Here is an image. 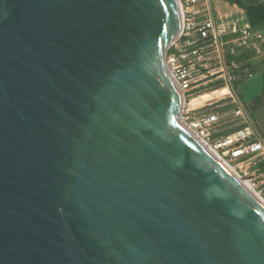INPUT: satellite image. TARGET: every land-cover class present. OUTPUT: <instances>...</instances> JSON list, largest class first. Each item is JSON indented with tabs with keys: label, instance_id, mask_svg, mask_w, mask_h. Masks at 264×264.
I'll return each mask as SVG.
<instances>
[{
	"label": "water",
	"instance_id": "obj_1",
	"mask_svg": "<svg viewBox=\"0 0 264 264\" xmlns=\"http://www.w3.org/2000/svg\"><path fill=\"white\" fill-rule=\"evenodd\" d=\"M178 0H0V264H264V205L182 122Z\"/></svg>",
	"mask_w": 264,
	"mask_h": 264
},
{
	"label": "built area",
	"instance_id": "obj_2",
	"mask_svg": "<svg viewBox=\"0 0 264 264\" xmlns=\"http://www.w3.org/2000/svg\"><path fill=\"white\" fill-rule=\"evenodd\" d=\"M178 1L182 29L173 46L166 50L165 63L183 96L181 117L204 139L207 136L203 131L206 127L228 117L239 121L240 128L221 137L212 146L219 153L223 150L224 157L231 155V158H240L257 154L264 176V136L258 130L238 89L241 83L255 77L258 65L264 64V35L245 26L236 37L228 40L219 25L213 0ZM234 53L242 54L244 60L233 57ZM208 90H226L229 97L222 100H229L234 105L232 113L225 115L223 112H212L194 116V111L189 107L190 98L193 94H203ZM219 101H210L206 106ZM248 175L249 172H244L245 178L257 189L256 179ZM259 193L264 197V188Z\"/></svg>",
	"mask_w": 264,
	"mask_h": 264
},
{
	"label": "rangeland",
	"instance_id": "obj_3",
	"mask_svg": "<svg viewBox=\"0 0 264 264\" xmlns=\"http://www.w3.org/2000/svg\"><path fill=\"white\" fill-rule=\"evenodd\" d=\"M239 1L241 2V4L237 3L236 0H213V4L216 9L219 25L222 31L225 33L226 38L228 40H231L232 38L236 37L239 31L245 26H250L254 30L259 31L264 35V0H239ZM232 56L235 57L236 59L244 60L242 54L237 55L234 53L232 54ZM243 83H241L240 86ZM210 91L211 90L206 91V93H203L200 97H198V95L200 94H194L193 97H198V98L193 99L191 101V104L193 106H196L204 100L211 99L212 96L217 93V92L209 93ZM239 95H240V92H239ZM260 100L264 102L263 99H260ZM226 101L227 100H221L219 102L214 103L212 106H205V107L199 108L194 111L195 113L194 116L201 115L207 111H214V112H220V113L223 112L226 115L230 111L229 106L225 104ZM255 104L256 102L254 100L249 105L250 107L251 106L253 107L255 106ZM249 105H247V107ZM239 124H240L239 121L229 119L228 117L224 121H221L217 124L206 127L203 130L204 133L207 134V136L205 137L206 138L205 140L210 145H213L221 137L231 134L235 132L238 128H240ZM259 131L261 132V130ZM261 134L263 135L262 132ZM219 154L220 156H223V157L225 156L223 150H220ZM226 154H229V153H226ZM224 159L228 161L229 164L233 166L235 171L242 177L244 176V172L246 171L249 172L248 176L256 179L258 191L264 188V176L262 175L263 171L261 167L259 166L260 156H258L257 154H250V155H246L240 158H231V155H229V157H224Z\"/></svg>",
	"mask_w": 264,
	"mask_h": 264
},
{
	"label": "crops",
	"instance_id": "obj_4",
	"mask_svg": "<svg viewBox=\"0 0 264 264\" xmlns=\"http://www.w3.org/2000/svg\"><path fill=\"white\" fill-rule=\"evenodd\" d=\"M239 92H240L241 97L245 101V105L246 104L249 105L252 101L255 100L256 102L255 106L250 107L249 105L247 107L246 105V108L249 111L250 115L254 117L253 120H255L258 130H261L264 136V102L260 100V99L264 100V64H260L257 66V72H256L255 77L251 80L244 82L239 87ZM209 93H214V92H209ZM201 95L202 94L198 95V97H200ZM193 96L194 94L189 100V107L191 110L195 111L199 108L205 107L210 101H219L225 98L227 99L229 97V94L223 91L217 92L216 94L212 96L211 99L204 100L196 106H193L191 104V101L198 97H193ZM226 104L229 106L230 108L229 113L231 114L234 108V105L230 103L229 100H227ZM212 112L214 111H207V112H204L203 114H208Z\"/></svg>",
	"mask_w": 264,
	"mask_h": 264
},
{
	"label": "bare ground",
	"instance_id": "obj_5",
	"mask_svg": "<svg viewBox=\"0 0 264 264\" xmlns=\"http://www.w3.org/2000/svg\"><path fill=\"white\" fill-rule=\"evenodd\" d=\"M223 92H226V90H224ZM182 94V93H181ZM182 122L185 124V126L195 135L197 136V138H199L201 140V142L213 153L215 154V156H217L228 168L229 170L254 194V196L264 205V197L262 195H260L259 191L248 181V179L242 177L241 175H239L235 169L233 168V166H231V164H229L228 161H226L222 156H220V154L218 153V151L212 146L210 145L201 135H199L197 133V131L192 127V125L190 123H187L185 120L182 119Z\"/></svg>",
	"mask_w": 264,
	"mask_h": 264
},
{
	"label": "trees",
	"instance_id": "obj_6",
	"mask_svg": "<svg viewBox=\"0 0 264 264\" xmlns=\"http://www.w3.org/2000/svg\"><path fill=\"white\" fill-rule=\"evenodd\" d=\"M237 3L241 4V2L239 0H236Z\"/></svg>",
	"mask_w": 264,
	"mask_h": 264
}]
</instances>
